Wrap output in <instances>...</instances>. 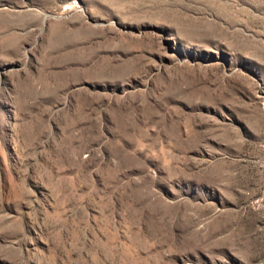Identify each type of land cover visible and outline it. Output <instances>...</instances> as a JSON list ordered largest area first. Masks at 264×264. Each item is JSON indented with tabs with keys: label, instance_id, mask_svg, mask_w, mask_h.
<instances>
[{
	"label": "rangeland",
	"instance_id": "374dc122",
	"mask_svg": "<svg viewBox=\"0 0 264 264\" xmlns=\"http://www.w3.org/2000/svg\"><path fill=\"white\" fill-rule=\"evenodd\" d=\"M0 264H264V0H0Z\"/></svg>",
	"mask_w": 264,
	"mask_h": 264
}]
</instances>
